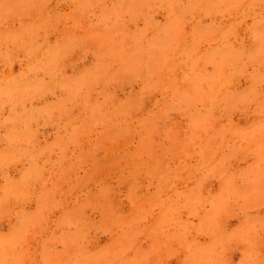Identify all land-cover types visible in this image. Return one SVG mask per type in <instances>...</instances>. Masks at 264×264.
Listing matches in <instances>:
<instances>
[{
    "label": "rangeland",
    "instance_id": "1",
    "mask_svg": "<svg viewBox=\"0 0 264 264\" xmlns=\"http://www.w3.org/2000/svg\"><path fill=\"white\" fill-rule=\"evenodd\" d=\"M0 264H264V0H0Z\"/></svg>",
    "mask_w": 264,
    "mask_h": 264
}]
</instances>
